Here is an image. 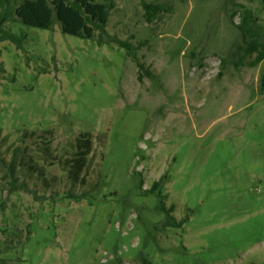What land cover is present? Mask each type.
I'll use <instances>...</instances> for the list:
<instances>
[{
	"label": "rangeland",
	"instance_id": "rangeland-1",
	"mask_svg": "<svg viewBox=\"0 0 264 264\" xmlns=\"http://www.w3.org/2000/svg\"><path fill=\"white\" fill-rule=\"evenodd\" d=\"M21 1L0 7L27 35L0 43V264H264V59L250 65L237 27L262 32L263 1L146 0L169 7L150 22L141 0H113L107 31L142 71L99 33L18 22ZM33 130L53 131L52 150L83 132L103 143L85 185L23 139ZM26 154L59 181L44 186ZM162 177L183 227L163 226Z\"/></svg>",
	"mask_w": 264,
	"mask_h": 264
},
{
	"label": "trees",
	"instance_id": "trees-1",
	"mask_svg": "<svg viewBox=\"0 0 264 264\" xmlns=\"http://www.w3.org/2000/svg\"><path fill=\"white\" fill-rule=\"evenodd\" d=\"M8 0H0V7L5 9ZM141 4L145 10L148 21L152 22L160 14L167 13L169 7L164 5L154 4L141 0ZM113 0H22L14 9L16 20L25 26L36 27L46 30H52L56 23L59 24L62 33L73 36H78L85 39L94 38L96 33H99V42H106L108 44L117 45L120 48L126 49L127 55L131 56L137 64L139 70H145V66L138 60L137 55L134 53V48L126 40H121L117 36L111 35L107 31V23L109 20L110 10L114 8ZM264 9V8H263ZM252 19L245 17L244 21L237 24V27L242 36L244 44V56H249L257 53L255 60L250 65L259 63L264 59V30L259 32L255 26L256 24ZM6 22V15L0 12V43L10 41L14 43L18 49L23 47L24 42L27 40L25 33H15L4 27ZM250 27L249 24L251 23ZM5 70L3 62L0 60V74H4ZM3 77L0 75V80ZM261 90L264 92V76L260 81ZM44 135H50L49 138L41 135L36 136V131L25 132L23 139L27 140L36 136L40 139L42 144L41 153L45 160L53 159L55 163L49 162L48 165H58L66 174V179L72 184L85 185L87 182L88 174L93 169L94 158L96 150H100L103 146L99 142L96 147L93 146V136L89 132L79 133L74 141L67 142L64 146H57L52 150L51 144L53 142V131L46 130ZM106 135L103 134V138ZM55 152V153H54ZM26 152V149L24 150ZM23 158V166L27 167L29 172L35 173L42 181L44 186L48 187L59 181V177L53 174L51 179H48L46 174V167L43 164H38L34 161L33 157L29 154ZM53 164V165H52ZM11 171V170H10ZM165 177L152 184L150 193H156L160 202L156 208L159 212L164 213V227H183L186 219H177L174 212V205L167 207L164 202L162 194V184ZM13 184V182H12ZM141 264H152L147 260H143Z\"/></svg>",
	"mask_w": 264,
	"mask_h": 264
},
{
	"label": "water",
	"instance_id": "water-1",
	"mask_svg": "<svg viewBox=\"0 0 264 264\" xmlns=\"http://www.w3.org/2000/svg\"><path fill=\"white\" fill-rule=\"evenodd\" d=\"M263 1V4H264V0H262Z\"/></svg>",
	"mask_w": 264,
	"mask_h": 264
}]
</instances>
